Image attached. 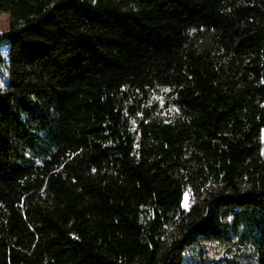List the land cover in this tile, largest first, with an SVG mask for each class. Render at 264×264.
Masks as SVG:
<instances>
[{"label": "trees", "instance_id": "1", "mask_svg": "<svg viewBox=\"0 0 264 264\" xmlns=\"http://www.w3.org/2000/svg\"><path fill=\"white\" fill-rule=\"evenodd\" d=\"M0 12V264H264V0Z\"/></svg>", "mask_w": 264, "mask_h": 264}, {"label": "rangeland", "instance_id": "2", "mask_svg": "<svg viewBox=\"0 0 264 264\" xmlns=\"http://www.w3.org/2000/svg\"><path fill=\"white\" fill-rule=\"evenodd\" d=\"M10 18L9 15L5 12H0V35L5 32L9 27ZM2 41L0 42V88H4L7 78H8V72H7V50L8 46H1ZM161 101V100H159ZM163 102H161L162 106ZM262 144L264 149V131L262 133ZM190 206V202L188 197L185 200V207L188 208ZM193 264H200L198 263L197 257H193Z\"/></svg>", "mask_w": 264, "mask_h": 264}]
</instances>
